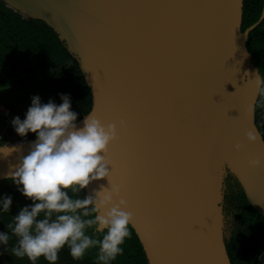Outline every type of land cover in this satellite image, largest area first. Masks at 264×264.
Here are the masks:
<instances>
[{"label":"water","instance_id":"water-1","mask_svg":"<svg viewBox=\"0 0 264 264\" xmlns=\"http://www.w3.org/2000/svg\"><path fill=\"white\" fill-rule=\"evenodd\" d=\"M3 1L56 31L91 88L88 114L117 124L111 179L121 185L148 263L232 264L225 242L229 174L264 217V166L248 163L264 160L259 96L250 82L256 70L262 75L247 47L264 6L243 31L244 0ZM34 139L7 144L26 155ZM16 162V153L0 158V180ZM98 184L107 181L86 192Z\"/></svg>","mask_w":264,"mask_h":264},{"label":"clouds","instance_id":"clouds-1","mask_svg":"<svg viewBox=\"0 0 264 264\" xmlns=\"http://www.w3.org/2000/svg\"><path fill=\"white\" fill-rule=\"evenodd\" d=\"M250 82L255 93L264 96V77L258 70ZM60 100L59 105L51 99L42 103L34 95L25 118L11 120L20 137L35 134L26 155L18 145L0 143V158L17 154L6 178L31 201L12 215L6 231H0V249L8 253L14 239L11 255L27 258L31 264L40 258L56 264L65 248L74 261L96 250V264H114L124 255L133 220L121 185L111 179L113 162L108 153L109 145L118 138L117 124L102 123L88 114L78 126V113L71 110L70 97L60 94ZM257 138L252 130L246 133L250 143ZM241 148L240 143L234 145L236 151ZM248 163L251 167L264 166L260 158ZM104 180L107 186L98 184L90 193L85 192ZM12 204V195L0 196V213H10Z\"/></svg>","mask_w":264,"mask_h":264},{"label":"trees","instance_id":"trees-1","mask_svg":"<svg viewBox=\"0 0 264 264\" xmlns=\"http://www.w3.org/2000/svg\"><path fill=\"white\" fill-rule=\"evenodd\" d=\"M264 0H244L242 30L259 20ZM247 47L254 64L264 77V19L250 32ZM36 86L56 96L67 94L71 110L78 120L88 114L93 105V95L78 59L69 51L56 31L41 19L25 18L22 13L0 0V87ZM10 108L12 116L25 118L23 110ZM255 121L264 138V96H259ZM5 128L0 118V143L16 138L11 128ZM29 138L35 134L29 133ZM86 192V190H85ZM10 194L13 204L10 213H0V231H6L12 215L30 204L12 181L0 180V196ZM85 193H81L84 195ZM224 212L226 217L225 242L232 264H264V217L249 202L238 179L229 174L225 181ZM131 236L124 245V255L114 264H149L143 246L130 225ZM0 249V264H31L27 258L19 259ZM96 250H90L80 261H74L67 248L61 251L56 264H96ZM37 264H49L43 258Z\"/></svg>","mask_w":264,"mask_h":264},{"label":"rangeland","instance_id":"rangeland-1","mask_svg":"<svg viewBox=\"0 0 264 264\" xmlns=\"http://www.w3.org/2000/svg\"><path fill=\"white\" fill-rule=\"evenodd\" d=\"M34 95H38L42 103H47L51 99L59 105L53 93L39 87L4 86L0 87V106L11 105L14 109L27 112L31 105V97Z\"/></svg>","mask_w":264,"mask_h":264},{"label":"built area","instance_id":"built-area-1","mask_svg":"<svg viewBox=\"0 0 264 264\" xmlns=\"http://www.w3.org/2000/svg\"><path fill=\"white\" fill-rule=\"evenodd\" d=\"M0 118H3L5 120V128L4 131L2 132L5 133L7 128H11L14 131V128L11 124V120L13 119L12 113L10 108L6 107V106H0ZM15 132V131H14ZM16 134V132H15ZM22 139H29L28 135L26 137H20L18 134H16V138L11 141L12 143L18 140H22ZM10 143V142H8Z\"/></svg>","mask_w":264,"mask_h":264},{"label":"snow or ice","instance_id":"snow-or-ice-1","mask_svg":"<svg viewBox=\"0 0 264 264\" xmlns=\"http://www.w3.org/2000/svg\"><path fill=\"white\" fill-rule=\"evenodd\" d=\"M115 183V182H114Z\"/></svg>","mask_w":264,"mask_h":264}]
</instances>
